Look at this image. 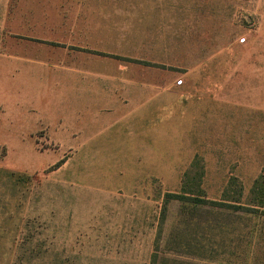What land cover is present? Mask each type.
<instances>
[{
  "label": "rangeland",
  "instance_id": "rangeland-1",
  "mask_svg": "<svg viewBox=\"0 0 264 264\" xmlns=\"http://www.w3.org/2000/svg\"><path fill=\"white\" fill-rule=\"evenodd\" d=\"M35 2L0 0L1 59L40 51ZM239 17L215 59L111 62L95 118L13 123L1 78L0 264H264V0Z\"/></svg>",
  "mask_w": 264,
  "mask_h": 264
},
{
  "label": "crops",
  "instance_id": "crops-1",
  "mask_svg": "<svg viewBox=\"0 0 264 264\" xmlns=\"http://www.w3.org/2000/svg\"><path fill=\"white\" fill-rule=\"evenodd\" d=\"M27 10L39 12L33 27L25 20L24 35L40 51L0 58V83L8 77L12 92L32 96L31 104L11 110L13 123L29 116L50 123L68 114L80 118L86 110L95 118L111 62L115 75H126L121 61L215 59L223 52L224 29L240 22V0H38ZM64 91L77 110H68Z\"/></svg>",
  "mask_w": 264,
  "mask_h": 264
},
{
  "label": "trees",
  "instance_id": "trees-1",
  "mask_svg": "<svg viewBox=\"0 0 264 264\" xmlns=\"http://www.w3.org/2000/svg\"><path fill=\"white\" fill-rule=\"evenodd\" d=\"M262 179H264V174H261V176L259 177V179L255 181V183L257 184V186H255V187H260L259 186L260 184H258V183H260V181H262ZM188 193H190L191 195H193V197H189V198L196 205V207H194V208H198L200 205H206L208 203L213 204V205L215 204L214 203L215 201H207L201 195H194L195 193H193V192H188ZM181 196H182L181 198H186L185 195H181ZM261 204H262V201H255V203L251 205L253 207H243V208H246V210L247 209H250V210L251 209H255L256 210V207L257 206H261ZM225 206L226 207H230V208L231 207L232 208H237V209L242 207L241 205H237V204L235 205V204H229V203H226ZM239 206H241V207H239Z\"/></svg>",
  "mask_w": 264,
  "mask_h": 264
}]
</instances>
